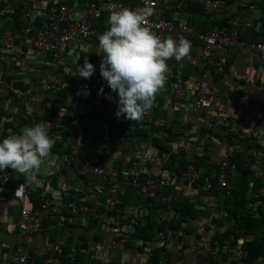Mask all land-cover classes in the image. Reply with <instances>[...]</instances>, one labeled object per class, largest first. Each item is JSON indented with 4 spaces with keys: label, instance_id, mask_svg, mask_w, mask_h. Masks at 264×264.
I'll return each instance as SVG.
<instances>
[{
    "label": "crops",
    "instance_id": "0c3cea01",
    "mask_svg": "<svg viewBox=\"0 0 264 264\" xmlns=\"http://www.w3.org/2000/svg\"><path fill=\"white\" fill-rule=\"evenodd\" d=\"M94 1L0 0V32L17 33L20 14L36 5L46 7L68 5L81 10ZM121 1L130 4L139 2V0ZM200 6L198 1L189 0L173 4L162 14L173 22L189 21L198 30L227 28L248 42H264V0H223L222 12L217 15L216 21H211ZM107 21V17H104L95 23L97 30L95 37L74 43L69 47L66 60L58 74L69 90L80 81L97 80L100 82V90L103 89V103H93L88 100L83 108L79 104L71 105L67 99L65 100L66 95L69 97L67 93L51 95L46 100H40L39 109L42 107L50 109L44 116L37 111V116L46 124L51 135L54 134L52 137L54 146L50 154L44 158L36 181L29 183L24 175L11 169L0 173V264H13L11 260L18 249L35 253L47 243L48 239L65 244L64 252L52 264H70L66 260V253L68 247L72 245L76 246L78 251L76 264H105L103 255L92 251L90 247L93 240L99 237L94 235L93 228L88 227L82 219L46 220L40 234L24 237L18 229L20 213L24 209L39 208L42 194H50L59 202L76 201L80 205L79 201L83 199L81 193L63 191L65 183L76 180L73 178L72 168L64 166L61 162L62 155L73 149L85 158L105 165L113 163L119 167L128 166L142 154L148 159L150 168L173 172L169 170L170 153L160 149V155L153 154L155 149L152 143L154 137L152 125L155 123H168L173 133H178L173 138L176 141L173 143V153L184 152L186 159L195 161L205 172L211 170L221 155L228 154L233 161L234 158L240 157L239 177L252 176V181L257 180L258 184L264 183V63L252 53L235 47L230 48L226 65L212 71L210 78L209 93L213 108L196 111L192 107L194 85L202 74V58L205 53L197 40H189L191 48L186 57L180 61L174 58L167 61L166 83L155 95L151 109L140 119L127 120L123 116L117 119L115 113L118 98L103 85L105 81L100 76L101 57L97 55L100 54L97 37L109 27ZM169 36L177 40L183 39L181 35L169 33H166L163 39ZM1 56L0 78L13 81L24 96L22 99L0 96V110L10 117L0 122V135H3L10 125L16 130L14 132L11 128L8 129V136L20 134V130L28 125L31 115L28 103L30 90L36 91L45 79L54 74V71L50 64L51 58L33 51L27 40L21 37H16L12 43L4 45ZM85 57L95 68L94 74L88 79L75 75L77 64L82 66ZM178 90L185 91V98H175V92ZM102 105L110 109V115L101 110ZM88 109H95L96 115H86ZM218 114L237 120L239 134L234 140L224 141L204 129L203 124ZM99 124L116 125L122 130L119 135L111 133L110 139L105 140L103 131L92 129L94 125ZM59 134L65 141L59 140L60 136L57 137ZM139 141L146 142V147H139ZM125 143L129 144L124 146ZM178 159H182V156H178ZM87 182L91 183L89 190L94 195L93 199L108 207L102 211L108 214L112 204L104 183L96 178H90ZM21 183L27 186L28 193L25 199L18 200L13 196V192ZM167 192H180L183 197L182 202H191L197 207L196 224L194 221L191 226L182 227L191 235L210 233L219 236L234 227V223L228 219L225 211V201L228 198L211 196L182 182L174 175L169 177ZM125 198L128 201L135 199L127 187ZM84 202L82 206L86 210L90 202ZM214 202L217 203L218 209L213 208ZM251 203L250 201L247 203L246 212ZM256 205L264 209V202ZM216 210L223 212L221 218L215 219L213 216ZM253 237L249 235L247 238ZM247 238H245L246 242ZM131 263L140 264L136 259L131 260Z\"/></svg>",
    "mask_w": 264,
    "mask_h": 264
},
{
    "label": "built area",
    "instance_id": "2783aa9c",
    "mask_svg": "<svg viewBox=\"0 0 264 264\" xmlns=\"http://www.w3.org/2000/svg\"><path fill=\"white\" fill-rule=\"evenodd\" d=\"M186 1L189 0H139L137 4H130L121 0H95L81 10L68 5L50 7L36 5L22 12L19 16L17 33L0 32V58L4 45L12 43L16 37H21L27 40L33 51L51 58L50 64L54 71V74L45 79L36 91L30 90L28 103L31 115L26 127L42 123L37 111L44 116L50 108L39 109V101L46 100L51 95L67 93L70 98L66 95L65 100L67 99L71 105L79 104L82 108L88 100L93 103H103L104 93L101 92L100 82L97 80L80 81L69 90L58 74L66 60L69 47L74 43L95 37L97 35L95 23L104 17L108 20L110 11L122 9L144 12L143 26L156 33L161 39L169 33L181 35L187 41L195 39L200 43L205 55L202 58V74L194 85L192 107L196 111L212 109L213 103L209 93L210 78L212 71L226 65L228 50L239 48L256 55L264 63V42H248L227 28L198 30L189 21L173 22L163 16L162 13L168 11L173 4ZM191 1H198L211 21H216L217 15L222 12L223 0ZM110 4L114 6L112 9L108 7ZM103 85L108 87L106 81ZM0 96L15 99L24 97L13 81L2 78H0ZM174 96L183 99L185 91L178 90ZM101 110L107 115L111 114L108 107L102 105ZM86 115L95 116V109H88ZM169 126L168 123L160 122L152 125L154 137L157 132L161 138L168 137L165 130L169 129ZM203 127L208 133L224 141H232L239 134L237 120L220 114L206 121ZM92 129L103 131L105 140L110 139L111 133L119 135L122 130L116 125L104 126V124L94 125ZM48 133L52 138L54 134L51 135L50 131ZM57 137L65 141L61 134ZM128 144L125 143L124 146ZM146 145V142L139 141V147L144 148ZM154 149L153 154L160 155L161 150L155 146ZM61 162L64 166L72 168L73 178H76L72 182L65 183L63 191L81 193L83 199L79 201L80 205L76 201L59 202L50 194H42L39 208L21 211L18 222L21 236L32 237L40 234L46 220L82 219L88 227L93 228L94 235L99 237L93 240L90 247L92 251L103 255L105 264H132L133 259L140 264H264V256L258 257L254 263L246 260V239L243 237L230 236L218 240L210 233L191 235L182 227L179 229L172 227L174 221L181 217L175 205L182 202L183 197L180 192H167L169 177L174 175L182 182L211 196L229 198L234 188L231 181L240 173L238 164L230 155H221L209 173L194 164L179 172L154 170L150 168L148 159L142 154L128 166L119 167L113 163L105 165L85 158L73 149L62 155ZM90 178H96L104 183L112 204L108 214L102 212L108 207L93 199L94 195L89 190L91 183L87 182ZM126 187L130 189L135 199L128 201L125 198ZM27 193V186L21 183L14 190L13 196L23 200ZM247 198L250 203L252 202L248 213L256 219H264V209L256 205L264 202V183L251 181ZM83 201L90 202L86 209L88 211L82 206ZM212 206L218 209L217 203L214 202ZM222 214L223 212L216 210L213 216L217 219L221 218ZM149 222L155 223V227L151 229L149 238L141 237L139 229H147ZM64 248L63 242L48 239L47 243L35 253L16 250L11 261L13 264H52L64 252ZM66 260L70 264H76L78 260L76 246L68 247Z\"/></svg>",
    "mask_w": 264,
    "mask_h": 264
},
{
    "label": "clouds",
    "instance_id": "9594fccd",
    "mask_svg": "<svg viewBox=\"0 0 264 264\" xmlns=\"http://www.w3.org/2000/svg\"><path fill=\"white\" fill-rule=\"evenodd\" d=\"M144 20L141 11H110L109 27L97 37L100 76L118 98L117 119L121 116L127 120L140 119L150 110L155 95L166 83L167 61L173 58L180 61L190 52L189 41L171 36L161 39L143 26ZM94 72V66L85 57L82 66L77 64L75 75L88 79ZM53 146L54 140L45 123L24 127L20 134L0 139V173L11 169L24 175L29 183L35 182L43 160Z\"/></svg>",
    "mask_w": 264,
    "mask_h": 264
},
{
    "label": "trees",
    "instance_id": "16d2710c",
    "mask_svg": "<svg viewBox=\"0 0 264 264\" xmlns=\"http://www.w3.org/2000/svg\"><path fill=\"white\" fill-rule=\"evenodd\" d=\"M200 7L202 9V6ZM4 118L10 119L9 116H7L2 110H0V122H2ZM7 128H11L14 132L16 131L15 128H13L11 125L9 127L7 126ZM123 129L127 130V128ZM7 130L3 135H0V139L7 137ZM165 131L168 133V137L161 138L157 132V135L153 137L152 143L157 148L171 154L169 170L179 172L187 168L191 164L198 165L195 161H189L188 159H186L184 155L185 153L182 151L173 153V143L176 142L173 138L174 136H177L178 133H175V135L172 129H166ZM178 156H182V159L179 160ZM240 161V157L234 158V162L238 164L239 168ZM252 178V176H238L231 181V183L234 184L235 188L232 191V196L225 201V211L227 213L228 219L234 223V227L228 232H224L222 235L216 236V239L221 240L230 236H235L236 238H247L249 235H253V238H247L245 246L246 260L250 263H254L256 259H258V257L264 256V219H256L245 211V207L249 202L247 193ZM39 206L40 204L38 205V207ZM175 207L176 210L181 214L180 219L175 220L173 223L172 227H174L175 229L186 227L188 225L191 226V222H194L197 219V207L193 203L180 202L176 204ZM154 227L155 223L149 222L147 229H139V235L141 237L144 236L149 238L150 235L148 236V234Z\"/></svg>",
    "mask_w": 264,
    "mask_h": 264
}]
</instances>
